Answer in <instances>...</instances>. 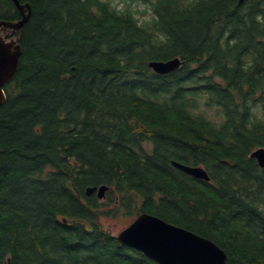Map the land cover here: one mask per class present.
<instances>
[{"label": "trees", "instance_id": "1", "mask_svg": "<svg viewBox=\"0 0 264 264\" xmlns=\"http://www.w3.org/2000/svg\"><path fill=\"white\" fill-rule=\"evenodd\" d=\"M20 1L32 13L0 106V264H159L101 221L142 212L212 239L227 264H264L251 157L264 146V0ZM20 18L0 0V19ZM177 56L171 73L149 66ZM102 184L105 199L86 194Z\"/></svg>", "mask_w": 264, "mask_h": 264}, {"label": "water", "instance_id": "2", "mask_svg": "<svg viewBox=\"0 0 264 264\" xmlns=\"http://www.w3.org/2000/svg\"><path fill=\"white\" fill-rule=\"evenodd\" d=\"M21 12L17 20L0 19V106L7 99L5 86L19 71L22 50V35L25 24L29 21L32 6L29 2L13 0ZM243 2L244 0H239ZM19 32L17 35L16 33ZM183 64L180 57L169 60H152L149 66L157 73L167 74ZM260 166L264 167V147L252 152ZM173 165L197 178L210 180L208 171L202 166L189 165L177 160ZM109 186L90 185L86 194L97 193L104 198ZM121 244L142 251L159 264H227V252L215 241L187 228L175 225L150 212H142L118 235Z\"/></svg>", "mask_w": 264, "mask_h": 264}, {"label": "rangeland", "instance_id": "3", "mask_svg": "<svg viewBox=\"0 0 264 264\" xmlns=\"http://www.w3.org/2000/svg\"><path fill=\"white\" fill-rule=\"evenodd\" d=\"M113 2H114V4H116L118 6H123L122 0H113ZM134 7L140 11L139 15L142 17H150L152 15L151 10L149 9V6L145 3H136V4H134ZM135 217H136V215L131 216L128 214L126 215V214L121 213V214H117L115 216H113V215L103 216L101 218V221L114 234H118L122 229H124L126 226H128L133 221V219Z\"/></svg>", "mask_w": 264, "mask_h": 264}]
</instances>
